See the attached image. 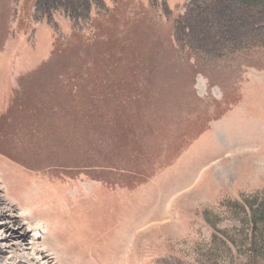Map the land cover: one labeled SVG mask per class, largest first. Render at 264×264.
I'll list each match as a JSON object with an SVG mask.
<instances>
[{"label": "rangeland", "instance_id": "1", "mask_svg": "<svg viewBox=\"0 0 264 264\" xmlns=\"http://www.w3.org/2000/svg\"><path fill=\"white\" fill-rule=\"evenodd\" d=\"M74 33L115 55L76 85ZM0 232V264H264V0H0Z\"/></svg>", "mask_w": 264, "mask_h": 264}, {"label": "trees", "instance_id": "2", "mask_svg": "<svg viewBox=\"0 0 264 264\" xmlns=\"http://www.w3.org/2000/svg\"><path fill=\"white\" fill-rule=\"evenodd\" d=\"M73 38H76L77 42L75 43H63L64 41L57 38L53 44V51H52V58L50 62H48L45 66H52L53 61L59 59V58H67L68 63L67 67L71 69L68 71V76L73 82L74 85H76V81L79 80V76L81 77V80H83V72L82 68L85 67V69L88 70L86 75H89L90 77L93 76V74L97 73V69L102 67L103 64L109 63V61L113 60V57L115 56L113 53L110 52V49L108 53L105 52H95L90 53L91 55L88 56V60L85 59V52L81 49L85 50L86 43L89 40H85L83 37L80 36L78 33H74ZM133 41V39H132ZM133 43L135 44L136 41L134 40ZM80 44V45H79ZM101 44V43H100ZM134 44L131 45V47L128 49H132L134 47ZM88 47H92V45H87ZM89 53V52H86ZM83 55V56H82ZM85 59V61H84ZM71 61V62H70ZM129 67L132 66V61L128 65ZM80 86H85L84 84H81ZM97 108V107H95Z\"/></svg>", "mask_w": 264, "mask_h": 264}, {"label": "bare ground", "instance_id": "3", "mask_svg": "<svg viewBox=\"0 0 264 264\" xmlns=\"http://www.w3.org/2000/svg\"><path fill=\"white\" fill-rule=\"evenodd\" d=\"M0 234H1V232H0ZM0 238H1L2 240L4 239L2 236H0ZM24 255L26 256V254H24ZM39 256H40V255H39ZM39 256H38V257H39ZM39 258H40V257H39ZM27 261H28V260H27ZM12 264H13V263H12Z\"/></svg>", "mask_w": 264, "mask_h": 264}]
</instances>
